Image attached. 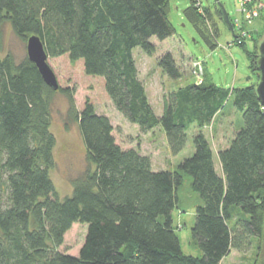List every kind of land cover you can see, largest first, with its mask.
<instances>
[{"label": "trees", "instance_id": "obj_1", "mask_svg": "<svg viewBox=\"0 0 264 264\" xmlns=\"http://www.w3.org/2000/svg\"><path fill=\"white\" fill-rule=\"evenodd\" d=\"M210 1L212 7L205 2L200 10L189 0L182 12L213 49L219 36L213 18L217 13L223 19ZM169 12L170 0H0V189L5 192L0 264H220L249 236L264 238V107L255 92L257 47L264 38L254 43L247 36L232 37L245 51L256 83L230 89L202 82L179 85L164 96L157 115L138 77L133 49L152 55L151 37L165 40L175 33ZM5 25L24 43L37 35L47 56L82 60L84 74L103 78L114 108L129 123L141 133L161 127L173 155L184 149L195 125L192 154L174 170H154L149 156L117 142L111 121L88 97L78 109L72 87L53 90L27 55L18 62L3 55ZM158 65L180 79L170 53ZM57 92L68 101L65 128L77 124L87 163L71 179V194L63 197L49 174L55 164L50 127ZM229 102L243 124L218 150L219 175L201 129ZM185 175L200 200L191 226L198 256L182 252L172 224ZM235 210L244 217L230 226ZM74 224L87 225L78 253L60 252ZM256 264H264V257Z\"/></svg>", "mask_w": 264, "mask_h": 264}, {"label": "rangeland", "instance_id": "obj_2", "mask_svg": "<svg viewBox=\"0 0 264 264\" xmlns=\"http://www.w3.org/2000/svg\"><path fill=\"white\" fill-rule=\"evenodd\" d=\"M219 1L224 5L231 20L242 19L236 0ZM259 1L264 3V0ZM202 2H207L212 7V1L202 0ZM188 3L189 0H170L169 20L175 33L165 40L151 37V42L156 47L152 55H147L138 47L133 49L138 77L143 83L149 102L157 115L162 111L164 96L176 86L202 82L206 85L212 83L218 87L230 89L232 87L240 88L257 81L256 74H251L248 67L245 51L232 41V35L219 15L216 13L213 18L219 28L218 45L211 49L184 18L182 11ZM260 15L264 17V8L260 10L257 17L251 20V23L244 24L248 39L253 38L254 43H259L264 38V18L261 21ZM246 48L251 50L250 42L247 43ZM2 53L3 55L11 54L15 62L27 55L26 43L16 37L9 25L4 27ZM166 53H170L175 60L180 76L178 80L169 77L158 65L159 58ZM196 60L202 62L201 65L196 64ZM47 63L55 73L60 86H70L74 89L76 107L81 108L85 98L88 97L94 104L96 112L106 115L111 121L117 142L123 148L132 147L149 156L154 170H174L185 156L192 154V137L198 130L195 125H192L187 132L184 149L173 155L161 127L158 126L149 132L141 133L136 125L129 123L114 108L105 92L103 78L84 74L82 60L71 63L67 55L47 56ZM195 73L199 75L196 76ZM67 109L66 97L62 93H55L52 100L50 127V131L56 139L53 150L55 164L49 174L60 197L71 194V179L83 171L87 165L77 124L70 122L68 129L65 128ZM242 124L241 112L229 102L215 115L211 123L205 125L201 130L215 152L219 148L228 146ZM197 197L198 194L189 187V176L185 175L183 184L177 189V206L172 211V224L179 237L181 249L186 254L195 253L191 226L195 220L194 211L198 202ZM4 200L5 192L0 189V201ZM242 217H244L242 212L235 210L229 225H236L237 220ZM84 226L81 224L72 225L58 250L76 255L83 242L87 225ZM258 245L259 249L256 248ZM245 246L246 258L239 259L236 251L231 253L229 251L228 260L235 259L237 263L242 261V264H255L257 258L260 262L264 257V238L249 236ZM196 250L200 252L198 247Z\"/></svg>", "mask_w": 264, "mask_h": 264}, {"label": "water", "instance_id": "obj_3", "mask_svg": "<svg viewBox=\"0 0 264 264\" xmlns=\"http://www.w3.org/2000/svg\"><path fill=\"white\" fill-rule=\"evenodd\" d=\"M219 7L223 22L227 29L231 33L233 38L237 37L232 22L225 10L224 5L219 0H214ZM258 72L259 79L255 85V92L260 103L264 107V39L258 44ZM26 53L30 61H32L42 77L43 81L51 87L53 90H57L59 87L57 78L49 64L47 63V54L43 48V44L37 35H30L26 40Z\"/></svg>", "mask_w": 264, "mask_h": 264}, {"label": "built area", "instance_id": "obj_4", "mask_svg": "<svg viewBox=\"0 0 264 264\" xmlns=\"http://www.w3.org/2000/svg\"><path fill=\"white\" fill-rule=\"evenodd\" d=\"M238 3V11L241 13L242 19H235L232 20L234 30L237 34L236 39H240L247 36V31L245 30L244 24L251 23V20L259 14L260 10L264 8V3L257 0H236ZM195 4L199 9L201 10V7L203 5L202 0H195ZM196 64H200L202 62H199L196 60ZM196 75H199L198 73H195Z\"/></svg>", "mask_w": 264, "mask_h": 264}, {"label": "crops", "instance_id": "obj_5", "mask_svg": "<svg viewBox=\"0 0 264 264\" xmlns=\"http://www.w3.org/2000/svg\"><path fill=\"white\" fill-rule=\"evenodd\" d=\"M259 1V0H258ZM161 113H159L158 115H160ZM226 147V146H225ZM225 147H222V148H225ZM222 148H219V149H222ZM218 149V150H219ZM218 150L217 151H213V149H212V151H213V160H214V167H215V170H216V172L219 174V175H222V169H221V165H220V162H219V159H218ZM197 204H199V197H197ZM193 225V224H192ZM193 242V245H194V248H195V253L194 254H190V253H187V254H190V255H194V256H198L199 254H200V252L199 251H197L196 250V248H197V245L195 244V242L194 241H192ZM252 247V246H251ZM182 250V249H181ZM230 253L231 252H237V257L239 258V259H244V258H246V256H245V254H246V246L244 245L241 249H239V248H230ZM183 252V251H182ZM184 254H186V253H184ZM255 254V253H254ZM257 254V253H256ZM258 255V254H257ZM247 258H250V257H247ZM236 262V260L234 259V260H228V255H226L222 260H221V262H220V264H230V263H235ZM235 264H242V261H240V262H236ZM255 264H256V262H255Z\"/></svg>", "mask_w": 264, "mask_h": 264}]
</instances>
